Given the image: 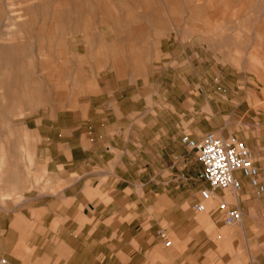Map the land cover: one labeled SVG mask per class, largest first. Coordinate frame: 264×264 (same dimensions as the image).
I'll return each instance as SVG.
<instances>
[{"label":"rangeland","instance_id":"374dc122","mask_svg":"<svg viewBox=\"0 0 264 264\" xmlns=\"http://www.w3.org/2000/svg\"><path fill=\"white\" fill-rule=\"evenodd\" d=\"M207 133L244 142L264 183V0H0L9 260L45 261L33 209L79 192L82 259L264 264V196L250 185L224 198L242 209L240 225L209 213L221 199L204 218L194 210L207 185L181 138ZM77 163L81 183L66 190Z\"/></svg>","mask_w":264,"mask_h":264},{"label":"built area","instance_id":"2783aa9c","mask_svg":"<svg viewBox=\"0 0 264 264\" xmlns=\"http://www.w3.org/2000/svg\"><path fill=\"white\" fill-rule=\"evenodd\" d=\"M182 145L189 151H196L197 160L202 167L200 179L206 187L200 191V201L194 205L197 213L207 212L206 203L221 199L211 215H217L227 226L240 225L244 220L242 209L224 200L227 193L238 195L243 189V180L255 190L258 197L264 196V183L261 171L249 147L235 136L220 137L207 133L197 141L185 135ZM158 236L166 249L173 246L166 232L161 230ZM0 264H10L1 254Z\"/></svg>","mask_w":264,"mask_h":264},{"label":"crops","instance_id":"0c3cea01","mask_svg":"<svg viewBox=\"0 0 264 264\" xmlns=\"http://www.w3.org/2000/svg\"><path fill=\"white\" fill-rule=\"evenodd\" d=\"M103 76L108 77L109 74L104 73ZM94 96L95 95H92L90 96V98L95 99ZM111 107L112 105L109 104V108ZM66 110H68V105L66 106ZM67 114L69 113L67 112ZM59 115L60 114L58 112L57 116ZM78 121L79 119L76 120V122ZM74 152L75 151H71L70 153L71 160L73 161H74ZM64 154L65 157L69 156V154L68 155L66 154V151H64ZM67 160L69 161V158H67ZM69 165L72 166V169H68L67 171H65L66 179L64 178V180L71 182L67 185L65 189L75 190L80 185L82 180L79 179L81 178V170L79 166L80 164L77 163L76 165L74 164H69ZM242 182H243L242 190L247 189V187H249V183H247L245 179ZM237 198L238 197L236 196L235 197L236 201ZM82 203H83L82 197L79 195L78 192V194L53 197L51 198V201H49L45 205L33 209L40 216V223H38L39 227L37 229L40 230L39 232H41L40 234L42 237V241H44L43 248L46 247L44 249V254H43L44 256H46V260L43 261L42 263H32V264H103L105 263V261L103 260L98 261L97 256H93L92 259H87V258L82 259L81 244L78 239L80 232L78 226L77 227L74 226L75 221L79 220ZM37 234L39 235V233ZM32 236H35V233ZM10 260H11L10 264H14V263L29 264L28 262H15L14 258L12 257H10Z\"/></svg>","mask_w":264,"mask_h":264},{"label":"bare ground","instance_id":"6f19581e","mask_svg":"<svg viewBox=\"0 0 264 264\" xmlns=\"http://www.w3.org/2000/svg\"><path fill=\"white\" fill-rule=\"evenodd\" d=\"M76 4V3H75ZM62 6V5H61ZM263 8V7H262ZM38 9V8H37ZM63 9V8H62ZM60 10V9H59ZM41 12V11H40ZM58 13V12H57ZM60 14H61V10H60ZM47 15H48V13H47ZM46 15V19H47V16ZM56 15V14H55ZM40 16V15H39ZM41 17V16H40ZM51 17V16H50ZM62 16H60V18H61ZM65 17V16H64ZM42 18V17H41ZM49 18V17H48ZM42 20V19H41ZM50 20V19H49ZM59 20V19H58ZM45 21V20H44ZM53 21V20H52ZM64 21V20H63ZM62 21V22H63ZM54 23V22H53ZM58 24H60V23H58ZM59 31V30H58ZM8 35V34H7ZM43 36V34L41 35V37ZM220 137H222V136H220ZM212 203L213 202H208V203H206V206H207V212H208V210H209V208L211 207V205H212ZM207 212H205V213H202V217L201 218H204L205 216H206V213ZM242 224V223H241ZM223 231V230H222ZM223 234H225V233H223Z\"/></svg>","mask_w":264,"mask_h":264}]
</instances>
